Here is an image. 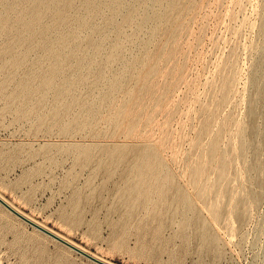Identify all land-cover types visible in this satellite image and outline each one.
Returning a JSON list of instances; mask_svg holds the SVG:
<instances>
[{"label": "rangeland", "instance_id": "1", "mask_svg": "<svg viewBox=\"0 0 264 264\" xmlns=\"http://www.w3.org/2000/svg\"><path fill=\"white\" fill-rule=\"evenodd\" d=\"M61 1L71 3L55 2L45 12L41 24L52 26L46 35L34 36L35 45L59 46L86 15L83 0ZM110 1L100 0V11L88 14V28L71 41L79 46L71 49L73 57L60 80L78 75L75 62L85 55L103 63L114 43L121 45L118 60L106 69L101 84L59 95L19 92L16 83L27 67L15 71L2 52L16 36L12 21L4 23L0 65L6 67L0 80L13 78L0 89V196L104 263L264 264V0H120L107 23L103 3ZM16 3V11L25 6ZM58 8L65 9L64 20L51 19ZM131 11L138 29L124 21ZM145 15L151 18L142 21ZM88 41L101 42L97 52ZM42 56L38 47L28 60ZM123 68L121 87L109 100L107 84ZM38 74H46L45 66ZM33 84L40 87L38 79ZM130 91L136 94L133 100ZM91 102L90 133L80 135L89 133L96 143L111 147L149 144L159 156V176L153 172L148 178L145 167L139 186L145 191L138 197L120 198L132 153L108 176L96 160L85 162L82 155L55 145L64 141L58 137L62 123L75 134L74 118L85 117ZM119 107L126 113L115 127L108 118ZM212 141L215 156L229 163L227 184H218L216 166L199 162ZM177 191L192 202L189 212ZM232 204L238 216L229 211ZM0 264L94 263L0 205Z\"/></svg>", "mask_w": 264, "mask_h": 264}, {"label": "bare ground", "instance_id": "2", "mask_svg": "<svg viewBox=\"0 0 264 264\" xmlns=\"http://www.w3.org/2000/svg\"><path fill=\"white\" fill-rule=\"evenodd\" d=\"M16 2H20V4L25 5V6H23L20 10L16 11V6H15L17 4ZM55 2L58 3V4H61V5H66V4L69 3L68 1L62 2L61 0L60 1H57V0H0V9H1V11H0V39L4 35V26L3 25L5 23L6 26H7V24H9V22H8L9 19L12 21L11 28H14L15 31H16V36L14 37V39L10 40V41H8V42H6L4 44V46L2 48V52L4 54L8 55V57H9L8 63L11 64V67L15 71H18V70L22 69L23 67H27V73L22 78H20L17 81V83H16V88L19 90V92L23 93L24 96H26V97H29L32 94H34L36 92V90L41 91L42 94L43 93H47L49 91H54L56 95H59L64 90H72V89H74L76 87H79V86H87V87L88 86H90V87L91 86H93V87L97 86V85L101 84L105 80V75L104 74H105L106 69H108L111 65H113L118 60V55H119V51H120L121 45L119 43H114L110 47L109 54L105 58L103 63L97 64V62L94 61L95 59L90 54L87 55V56L85 55L82 59H79V60H77L75 62V67L80 70L78 75H76L74 77L72 76L73 78H64V79L60 80L61 75L68 68L69 62H71L70 61V59H72L71 57H73V52L71 51V49H74V48L79 46V44L71 42V41L78 40L80 35L82 34V32L85 29L88 28V25H87L88 14L90 12L93 13V12L100 11V7H98L100 5V0H83V7H84V11L86 12V15L81 17L78 20V24L75 27L73 26L74 28L68 30V32L65 34L64 38H66L67 41H65L64 43L59 42V44H57L59 46H57V47H55L56 45L53 46L52 44H46V43H43V45L37 46V45H35L33 43L34 36L35 35H43L44 36L50 30L52 25L48 24L47 26H42L41 19H42L43 15L45 14V12L47 10H50L51 9V5L54 4ZM103 4L106 7H108V11H109V15L105 18V21L107 23H110L112 21V19H113V15L118 12L117 5H120L122 3L120 2V0H113V1H110L108 3H103ZM64 10H65L64 8H58V9L53 10L54 15L51 17V19L53 17H55V18L60 17V20H64V18L61 16L62 11H64ZM197 10H198V8H197ZM2 15H5V19H4L5 22L1 18ZM135 17H136V15L133 13V11L128 12L125 15V17H124V21L135 25V28L138 29L140 27V25H139V23H134L135 22ZM150 18H151L150 16L145 15L142 18V21H147ZM137 32H138V30H137ZM152 34H153V32H152ZM131 38L133 39V37H131ZM62 41H63V39H62ZM89 41H88L89 48L92 50V52H97L98 48L101 46V42L99 41V42H91L90 43ZM70 42L72 44H68ZM38 47L41 48V50L44 53V56H42L40 58H37L34 61L33 60L29 61L28 58H29L30 54L32 52H34L35 49H37ZM44 66L46 68V74L45 75H39L38 73L40 71H43V67ZM226 66H228V64ZM5 67H6V64H1L0 65V72ZM124 71H125V69L123 68V69L120 70L119 73L114 74L110 78V80H109V82L107 84L108 91L104 95L107 99L110 100L111 97L113 96V94L118 89H120L121 84H122V76H124L123 75ZM173 71H174V69H173ZM12 78H13L12 74L2 78L0 80V89L3 88L8 82H10ZM181 78H182V76H181ZM36 79L39 80V83H40V87L39 88H35L34 87L33 83H34V81ZM219 82H221V81H219ZM147 88H150V87H147ZM144 92L145 91H143V93ZM205 92H206V90H205ZM127 94L129 96H131L132 100L136 96V94L133 95V92H131V91L129 93H127ZM44 95H46V94H44ZM227 97H229V96H227ZM106 98H105V100H107ZM85 102H87V101H85ZM87 104L85 105V109H86V112H85L86 114L84 115L85 117L80 118L78 116V117L74 118V121L71 120V121H73L74 123H76L78 125L77 132H79V133H77V132L75 134L74 133L73 134L70 133L71 129L69 127V124L66 125L65 123L64 124L62 123V125L60 124L61 125L60 126L61 129L59 130L60 133L58 134V137H60L61 139L63 138L64 141L57 142V144H55V145L59 146L61 148L67 147L69 150L82 155L81 159L83 161H85V162L96 160V162H97L99 167H102V168L107 170L108 176H110L112 174L111 169H114V168H116L118 166H121V165L127 163V161L129 160L128 156H129V154L132 153V155H131L132 158L130 159L131 160V162H130L131 164H129V165H131L130 174L125 176V182H126L127 186H126L125 190L120 192V198L124 199V201H127L128 199H130V198H132L134 196L138 197L141 194V192L145 191L144 190V191L140 192L141 188L139 187L141 185V183L145 180L144 179L142 181L144 168L145 167L147 168L146 172L149 173L148 174V178H149V175H153L154 174L153 172L156 171V168L158 169L160 167V165H161V162H160V159H159V156H158L157 152L149 144L145 145L143 148L139 147V148H135V149H129L126 146H123V145H121V146H112L111 147L109 145H102V144H99V143H96L95 141H93L94 136L89 135V133H90L89 132V126H90L92 120L95 117V112H94L95 111L94 110V106L95 105L92 104V102L89 103L88 105ZM125 113H126V110H125L124 107L114 108V110L112 111L110 117L108 118V123L113 124L115 127H117L119 125V123L122 121L123 117H125ZM250 114H252V110H250ZM227 128H228V126H227ZM84 132H89V133L87 135L85 134V136L80 135V133H84ZM77 134H79V135H77ZM77 137L82 138V141L81 142H76L75 139ZM263 141H264V136H263ZM214 142L215 141L211 142V145H210V147H209V149H208L206 154H204V155L202 154V155L199 156V162L201 164H205V163L209 162L212 165L216 166V168H217V176H218V178H217L218 184H220V185L227 184L228 180H227V177H226V170H227V168L229 166V163L226 162V160L223 157L215 156V154H214V151H215ZM202 166H204V165H202ZM160 169H162V168L160 167ZM199 169L200 168H197L195 170L193 169L194 170V172L192 174L194 176L193 178L197 177V175L199 173ZM155 173H157V175L159 174V172H155ZM164 173L167 174V172H164ZM155 176H156V174H155ZM158 176H156V177H158ZM164 177H166V175ZM166 178H168V177H166ZM199 180H201V179H199ZM168 183H169V181H168ZM146 185H143V186L147 187ZM149 187H150V185H149ZM153 187H151V188H153ZM158 187H160V186H158ZM161 188H162V186H161ZM205 190H207V189H205ZM149 192H150V190H149ZM158 192H159V190H158ZM147 193H145L146 196H147ZM176 196H177L178 200L181 202V204L184 207H186V209L189 212L192 209V206H193L192 202L189 200V197H187L185 195V193H183L181 191H177ZM0 198L7 205H9L5 201L4 198H2L1 196H0ZM9 206L11 208H13L16 212H18L20 215H22L23 217L28 219L29 221L33 222L34 224L38 225L39 227H41V228H43V229H45L47 231H49L53 235H55V236L59 237L60 239L66 241L67 243L71 244L72 246H74L75 248L79 249L80 251L86 253L87 255L93 257L94 259H97L98 261L102 262V260L99 259L94 254L84 250L83 248H81L77 244L65 239L64 237H62L61 235L57 234L56 232H54V231L50 230L49 228L41 225L39 222L29 218L24 213H22L21 211L16 209L14 206H12V205H9ZM183 210H184V208L182 209V211ZM229 211L231 213L235 214L236 216L239 215V212L236 209V205L235 204L230 205V210ZM194 221H195V223L199 224L200 223V218L198 216H195ZM104 262L105 261H103L102 263H104ZM105 264H110V263H105Z\"/></svg>", "mask_w": 264, "mask_h": 264}, {"label": "water", "instance_id": "3", "mask_svg": "<svg viewBox=\"0 0 264 264\" xmlns=\"http://www.w3.org/2000/svg\"><path fill=\"white\" fill-rule=\"evenodd\" d=\"M0 205L3 206L7 211H9L10 213H12L13 215H15L17 218H19L21 221H23L25 224L29 225L32 228H35L36 230H38L39 232L43 233L44 235L54 239L55 241H57L58 243H60L61 245L65 246L66 248H69L70 250H72L73 252L83 256L84 258H86L87 260H89L90 262H93L95 264H105L102 263L101 261H98L97 259H94L93 257L87 255L86 253L80 251L79 249L75 248L74 246H72L71 244L67 243L66 241L60 239L59 237L53 235L52 233H50L49 231L39 227L38 225L34 224L33 222L29 221L28 219H26L25 217H23L22 215H20L18 212H16L13 208H11L9 205H7L1 198H0Z\"/></svg>", "mask_w": 264, "mask_h": 264}]
</instances>
